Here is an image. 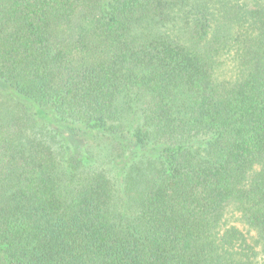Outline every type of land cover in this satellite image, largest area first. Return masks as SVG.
I'll return each mask as SVG.
<instances>
[{"label":"trees","instance_id":"trees-1","mask_svg":"<svg viewBox=\"0 0 264 264\" xmlns=\"http://www.w3.org/2000/svg\"><path fill=\"white\" fill-rule=\"evenodd\" d=\"M0 264H264V0H0Z\"/></svg>","mask_w":264,"mask_h":264}]
</instances>
